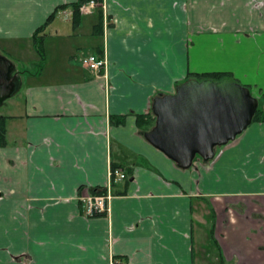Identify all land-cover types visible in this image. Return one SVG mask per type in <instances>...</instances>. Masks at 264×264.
Returning a JSON list of instances; mask_svg holds the SVG:
<instances>
[{"label": "crops", "instance_id": "obj_1", "mask_svg": "<svg viewBox=\"0 0 264 264\" xmlns=\"http://www.w3.org/2000/svg\"><path fill=\"white\" fill-rule=\"evenodd\" d=\"M78 1L0 0V53L36 62L39 32L63 60L39 73L14 62L21 87L0 111V264H264V121L189 169L138 125L155 97L203 73L263 95L264 0H100L60 14ZM84 29L107 59L101 73L74 63ZM114 165L127 178L109 211L86 215L83 189L105 188Z\"/></svg>", "mask_w": 264, "mask_h": 264}, {"label": "water", "instance_id": "obj_2", "mask_svg": "<svg viewBox=\"0 0 264 264\" xmlns=\"http://www.w3.org/2000/svg\"><path fill=\"white\" fill-rule=\"evenodd\" d=\"M18 74L14 62L0 53V106L20 89ZM259 104L251 89L237 80L191 78L175 93L154 98L155 125L144 137L180 168L189 169L197 158L212 161L218 147L242 134Z\"/></svg>", "mask_w": 264, "mask_h": 264}, {"label": "built area", "instance_id": "obj_3", "mask_svg": "<svg viewBox=\"0 0 264 264\" xmlns=\"http://www.w3.org/2000/svg\"><path fill=\"white\" fill-rule=\"evenodd\" d=\"M100 5V0H89L80 6L79 11L81 14H89ZM59 12L67 19H71L74 16V11L71 9H61ZM78 59L86 68L97 73H101L107 66V59L105 56L95 52L79 55ZM126 178L127 174L122 169L111 167L109 169V182L104 188L106 190L105 193H93L88 188L83 189L80 200L84 205L85 214L90 217L105 215L109 211V202L112 198V187L114 183Z\"/></svg>", "mask_w": 264, "mask_h": 264}, {"label": "rangeland", "instance_id": "obj_4", "mask_svg": "<svg viewBox=\"0 0 264 264\" xmlns=\"http://www.w3.org/2000/svg\"><path fill=\"white\" fill-rule=\"evenodd\" d=\"M95 12L96 13H95L94 19L97 21L99 19L98 17H100V16H99L98 11H95ZM84 19H87V17ZM45 39L46 40L43 41L44 43H42V41H40V46H38L39 42L38 43L36 42L37 46H35V52L38 53L37 54L38 58H37L36 62H33V61L31 63H30V61L28 63L27 62H21L19 60H16L14 57L10 56L8 53H5L4 51H2L1 54L6 56L7 58H9L11 61L15 62L17 65V68H21V67L27 68V69L32 70L33 72H37V73L42 72V70H44V72H45L46 69H47V72L50 69L53 71L54 68H55V70H57L59 68V65L61 64V62L63 60L60 62L59 61L51 62V59H50V56L52 54L51 51H53V48H54L52 45V38L46 37ZM71 39H72V41L77 43V45H75V52L77 53V59H74V63L80 66V65H82V63L79 61L78 56L79 55H86V54L90 53L91 50H93V48L91 47V42H93V40L91 41V37L88 35V33L85 29H84V32L82 34L76 33L74 36L71 37ZM44 57H46V59ZM47 58H49L50 60L48 59V61H47ZM47 62L50 63V65L48 64L47 68H46V66H44V64L45 63L47 64ZM256 94L257 93H255V95ZM256 96H258V95H256ZM11 98L6 99L3 102V104L0 106L1 112L6 110L7 103ZM200 218H203V217L200 215ZM205 218L207 221L209 220V217L207 218V216H205ZM206 235H207V228L205 230V236Z\"/></svg>", "mask_w": 264, "mask_h": 264}, {"label": "trees", "instance_id": "obj_5", "mask_svg": "<svg viewBox=\"0 0 264 264\" xmlns=\"http://www.w3.org/2000/svg\"><path fill=\"white\" fill-rule=\"evenodd\" d=\"M87 1L89 0H79L78 2L71 4V7L73 8V11H74V17H80L81 13L79 11V8L82 4L86 3ZM100 24H102V21H99L97 26H99ZM38 34L39 32L35 34L34 38H36V42L37 43L39 42L38 46H40L41 39L40 40L38 39ZM100 55H103V50H101ZM21 72L22 71H18V73H21ZM205 78H213L215 80H222L225 78L234 79L230 73H226V72H210V73H203L198 76V79H205ZM257 97L259 98L260 104H259V108L253 119V121L255 122L264 121V94L261 96H257ZM124 119H125V116L122 115L120 117L112 118L111 122L123 123ZM155 121H156V117L153 114L152 106L148 113L138 115V125H139V128L141 129V133L144 135V132L150 130L155 125ZM6 144H7V130H6L5 117L0 116V147L5 146ZM117 167L118 166H115V165L112 166V168H117ZM105 191L106 190L104 188H100V189H93L92 192L93 193H105Z\"/></svg>", "mask_w": 264, "mask_h": 264}]
</instances>
